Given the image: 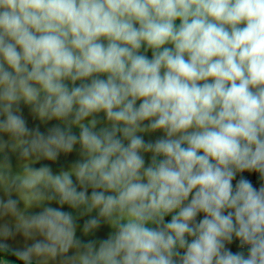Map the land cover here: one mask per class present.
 <instances>
[{"label": "clouds", "instance_id": "1", "mask_svg": "<svg viewBox=\"0 0 264 264\" xmlns=\"http://www.w3.org/2000/svg\"><path fill=\"white\" fill-rule=\"evenodd\" d=\"M0 192L22 264H264V0H0Z\"/></svg>", "mask_w": 264, "mask_h": 264}, {"label": "water", "instance_id": "2", "mask_svg": "<svg viewBox=\"0 0 264 264\" xmlns=\"http://www.w3.org/2000/svg\"><path fill=\"white\" fill-rule=\"evenodd\" d=\"M178 23V22H177ZM147 55L149 56V58L151 57V51L149 50V52L147 53ZM25 115H28V110L25 109ZM29 123L30 125L33 123H37L36 121H32L31 118L29 117ZM51 123H55V121L51 122ZM43 130V128H42ZM155 135H160V133H157ZM74 154L72 157H69L67 160L61 156L60 161L58 164H53V168L54 170L57 169L58 167H60L61 165H67V163L71 160L74 159ZM41 163H49L48 161H41ZM13 164H15V157H13ZM37 167L39 165H36ZM3 196V193L0 192V197ZM56 206V205H53ZM66 210H68L66 208ZM5 220L11 221V217H6L5 219H0V224H3L5 222ZM80 223H83V220L80 221ZM80 233L78 232V235ZM107 234V229H104L102 231H100L98 233V236L103 237ZM24 240L21 239V237L19 235H17L15 238L12 237H4V236H0V244H7L8 245V250H6L7 252H9L10 254H12V250H16V249H21L24 247ZM13 255V254H12Z\"/></svg>", "mask_w": 264, "mask_h": 264}, {"label": "flooded vegetation", "instance_id": "3", "mask_svg": "<svg viewBox=\"0 0 264 264\" xmlns=\"http://www.w3.org/2000/svg\"><path fill=\"white\" fill-rule=\"evenodd\" d=\"M0 264H22L17 258L9 252L0 249Z\"/></svg>", "mask_w": 264, "mask_h": 264}, {"label": "crops", "instance_id": "4", "mask_svg": "<svg viewBox=\"0 0 264 264\" xmlns=\"http://www.w3.org/2000/svg\"><path fill=\"white\" fill-rule=\"evenodd\" d=\"M246 174H248V173H246ZM249 175V174H248ZM255 181H256V183H257V177H256V175H250ZM239 178V177H238ZM258 186V185H257ZM202 215L203 214H201V216L200 217H198L197 219H200V218H202ZM233 252H236V251H240V249H238L235 245H233L232 246V249H231Z\"/></svg>", "mask_w": 264, "mask_h": 264}, {"label": "built area", "instance_id": "5", "mask_svg": "<svg viewBox=\"0 0 264 264\" xmlns=\"http://www.w3.org/2000/svg\"><path fill=\"white\" fill-rule=\"evenodd\" d=\"M243 175H244L245 178L250 179V180L253 182L254 185L257 184L256 181H255L250 175H248V174H246V173H244ZM234 183H235V182H234Z\"/></svg>", "mask_w": 264, "mask_h": 264}, {"label": "trees", "instance_id": "6", "mask_svg": "<svg viewBox=\"0 0 264 264\" xmlns=\"http://www.w3.org/2000/svg\"><path fill=\"white\" fill-rule=\"evenodd\" d=\"M168 219H170V217H169ZM2 250H4V249H2ZM5 251H6V250H5Z\"/></svg>", "mask_w": 264, "mask_h": 264}]
</instances>
